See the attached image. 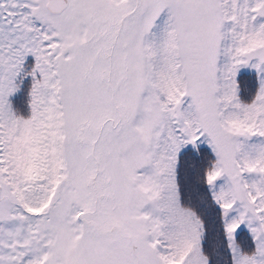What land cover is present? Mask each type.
Instances as JSON below:
<instances>
[{"label":"snow or ice","instance_id":"snow-or-ice-1","mask_svg":"<svg viewBox=\"0 0 264 264\" xmlns=\"http://www.w3.org/2000/svg\"><path fill=\"white\" fill-rule=\"evenodd\" d=\"M0 264H264V0H0Z\"/></svg>","mask_w":264,"mask_h":264}]
</instances>
